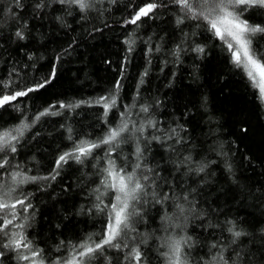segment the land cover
Instances as JSON below:
<instances>
[{"label":"trees","instance_id":"obj_1","mask_svg":"<svg viewBox=\"0 0 264 264\" xmlns=\"http://www.w3.org/2000/svg\"><path fill=\"white\" fill-rule=\"evenodd\" d=\"M22 2L29 5L32 0ZM148 2L91 0L83 13L75 6L61 11L53 3L42 19H33L30 8L21 11L15 0H0V82L8 84L0 83V95L45 85L0 107V130L28 125L17 151L7 153L10 166L0 169L2 191L10 192L5 201L27 196L31 204L27 212L17 206L14 223H24L23 234L40 251L35 259L43 264H62L73 254L72 247L88 237L98 241L110 211L104 206L116 195L100 183L109 146L95 149L82 162L69 159L58 169L55 162L75 143L96 142L125 120L129 128L123 135L128 139L112 159L131 171L139 141L143 164L163 178L155 191L169 195L161 203L148 196V203L136 205L142 215L132 218L129 236L135 239L127 242L129 247L139 244L143 264H167L166 243L181 237H190L181 245L185 264H223L219 258L212 260L219 254L233 264L234 249L253 253L252 264H264V102L202 20L178 25L181 14L170 5L157 9L153 18L125 23ZM14 12L28 19L24 41L14 37ZM241 18L264 24V9H249ZM197 47L203 52L195 51ZM252 47L264 58L259 34L252 38ZM113 95L116 105L105 116L95 101ZM141 125L142 134L136 131ZM16 172L20 175L14 182ZM24 177L39 179L19 183ZM233 225L246 233L236 244L228 232ZM4 253L0 264L31 263L18 261L12 250ZM105 256L111 264L123 259L116 250ZM85 264L109 261L97 255L92 261L85 258Z\"/></svg>","mask_w":264,"mask_h":264},{"label":"snow or ice","instance_id":"obj_2","mask_svg":"<svg viewBox=\"0 0 264 264\" xmlns=\"http://www.w3.org/2000/svg\"><path fill=\"white\" fill-rule=\"evenodd\" d=\"M53 3L58 6V10L70 12L73 6H75L83 13L89 9L91 0H32V3L29 5H25L22 0H15V7L21 11L25 7H28L31 9L30 16L33 19H42L46 14L45 10L51 8ZM170 5H175L181 14L176 17L178 25L186 19L202 20L206 24L207 30L226 46V50L230 54L231 63L244 72L252 87L258 89L261 99H264V58L258 57L252 47L253 37L259 34L261 38H264V24H252L247 19L241 18L249 9H264V0H151V2L139 7L136 13L126 20L125 23L135 25L143 17L153 18V14L156 13L157 9L168 8ZM13 18L17 21L14 37L17 41L26 40L28 19L20 17L15 12L13 13ZM57 19H60V17H57ZM176 51H179V46ZM195 51L203 52V48L197 47ZM45 83H50V81H45ZM3 86L8 87V84L3 83ZM44 86V84H39L35 88L0 95V107H4L6 104L15 101L18 97L26 96L29 92L36 91ZM115 87L116 89L120 88L119 81H117ZM95 103L104 108V114L107 116L109 109L116 105V99L114 95L100 97ZM72 106L68 105L67 107ZM60 107H65V105L61 104ZM141 111L147 112L148 108L142 107ZM46 112L40 115H45ZM121 115L123 116L124 114L122 113ZM149 124L155 127L153 122L149 121ZM27 127V124L22 123L20 126L12 129L0 130V153H5L4 156H0V169H6V166H10L7 153H15L17 151L16 143H19L20 137L23 136V130ZM128 128V123L122 120L116 127H110L105 136L96 142L81 140L75 143L70 151L60 155L55 162L57 169L61 164L67 163L69 159L82 162V158L90 156L95 149L108 145L109 147L105 152L107 166L101 170L104 175L100 183L106 190L111 189L116 193L114 202L110 206H104L105 208L110 207V211L108 212V218L101 238L96 241L92 237H88L83 242L74 245L72 247L73 254L64 260L62 264H85V258L92 261L97 258V255L104 257L111 264V257L105 256V253L110 250L123 253L121 264H124V262H127V264H143L144 254L141 252L139 244L129 247L127 242L129 239H135L129 236V233L134 230L131 227L132 218L142 215V208H138L136 205H140L141 202L144 204L148 203V196H151L155 202L161 203L167 201L169 195L166 192L155 191L158 181H161L163 178L154 168L143 164L145 159L144 150L140 147L139 141H137L134 149L135 163L132 165L131 171L127 170V164L118 167L116 160L112 159V153L119 147L120 143L127 142L128 138L123 134L128 132ZM136 131L142 134L144 126L141 125ZM172 131L173 133L175 132L174 129ZM69 138L71 139V137ZM151 139L159 140L160 137L153 136ZM185 159L190 158L186 157ZM199 171H203V167ZM19 175L20 173L18 172L12 174L14 182H16V178ZM51 178L55 179V176ZM29 179L36 180L39 178L24 177L19 183H25ZM164 183L166 184L167 181L164 180ZM2 189L3 185H0V214H2L0 215V237L6 238V242L0 239V258H3L5 255L4 249H9L17 253L16 259L20 262L30 261L31 264H43V261L35 259L41 255L40 251L33 249L32 242L27 240L23 234L24 223H14L18 218L16 211L18 205L24 212H27L28 208L31 207L30 203H26L27 196L23 199L18 198L15 202H6L5 197L9 196L10 192H4ZM149 189L152 191L150 192ZM12 190L14 191V189ZM96 191L99 192V188ZM97 199H100L99 195ZM183 199L188 200L187 195ZM101 203L103 202L101 201ZM96 207L100 211H104V208H101L99 204ZM177 208H179L181 213L184 212L183 206L177 204ZM192 210H194V206ZM14 228L21 229V231H13L12 229ZM228 232L232 235L233 244H236L241 236L246 235L242 231L235 230V225L229 227ZM189 239L190 237H181L179 240H172L166 243L169 251L163 253V255L168 258V264H185V260L181 256V245L182 243L188 244ZM144 242L146 241H141L140 243ZM212 247H216V245L213 244ZM21 249H26L27 254L22 252ZM124 249H128V251L124 252ZM233 251L236 257L233 264H236L237 261L240 264H252L251 257L253 253L246 252L242 255V250L234 249ZM245 257L248 258L246 259ZM218 258L220 261H223V264H228V261L224 260L222 254H219L218 257L213 256L212 260L217 261ZM262 258H264V253H262ZM55 264H61V261L57 260Z\"/></svg>","mask_w":264,"mask_h":264},{"label":"rangeland","instance_id":"obj_3","mask_svg":"<svg viewBox=\"0 0 264 264\" xmlns=\"http://www.w3.org/2000/svg\"><path fill=\"white\" fill-rule=\"evenodd\" d=\"M263 100V102H264V99H262ZM28 264H31V263H28ZM167 264H168V259H167Z\"/></svg>","mask_w":264,"mask_h":264}]
</instances>
